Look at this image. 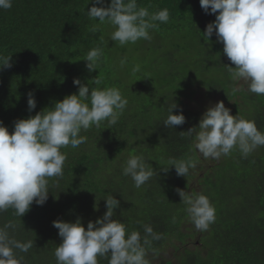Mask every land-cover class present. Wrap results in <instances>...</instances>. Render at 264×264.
<instances>
[{"label": "trees", "instance_id": "trees-1", "mask_svg": "<svg viewBox=\"0 0 264 264\" xmlns=\"http://www.w3.org/2000/svg\"><path fill=\"white\" fill-rule=\"evenodd\" d=\"M94 2L12 0L10 9H0V57L11 56V67L0 66V122L10 133L18 119L78 93L77 78L90 91L117 88L128 100L117 124L105 121L82 130L86 143L61 149L67 156L64 175L49 179L42 206L33 203L21 218L13 209L0 212V227L13 222L12 237L33 242L26 253L15 250L17 258L21 264H57L54 252L61 238L53 221L80 218L86 228L107 211L105 198L114 196L120 201L114 219L126 225L127 233L142 234L148 264H264V146L247 158L234 149L216 160L195 149L194 135L181 134L199 124L202 115L186 103L199 92L218 96L232 115L254 121L264 133V95L231 78L229 66L234 65L215 32L210 40L203 38L215 14L206 13L199 0H137L150 14L167 8L169 21L156 22L150 41L120 46L110 40V24L88 16ZM93 26L97 31H91ZM94 48L102 55L98 69L89 72L84 58ZM97 78L99 85L93 82ZM29 93L36 100L31 112ZM173 103L178 105L173 113L182 110L186 122L168 129L163 120ZM132 155H142L155 173L140 188L123 175ZM169 159L192 160L196 167L186 177L178 176L174 166L165 173ZM177 188L209 198L216 218L207 231L196 230ZM145 225L160 239L148 236L143 244ZM157 257L162 260L154 262ZM97 259L108 264L107 258Z\"/></svg>", "mask_w": 264, "mask_h": 264}, {"label": "clouds", "instance_id": "clouds-1", "mask_svg": "<svg viewBox=\"0 0 264 264\" xmlns=\"http://www.w3.org/2000/svg\"><path fill=\"white\" fill-rule=\"evenodd\" d=\"M104 0H95L87 11L88 16L100 23L113 27L110 40L120 46L136 43L138 40L152 39L150 30L158 28L157 21L167 23L170 14L167 8L150 14L147 8L138 7L137 0H111L109 6ZM206 13L215 14V20L208 23L203 33L207 41L215 36L223 44V52L234 66H229L234 81H244L248 91L264 95V0H199ZM12 7V0H0V9ZM98 18V19H97ZM93 26L91 31H97ZM102 55L100 48L90 50L84 60L89 72L98 69ZM11 56L0 57V66L11 67ZM138 70V69H136ZM96 85L100 79H94ZM78 93L70 94L55 102L54 107L18 119L14 130L0 122V212L14 210L16 217H23L32 204L42 206L48 199L49 179L61 178L67 156L62 148H78L87 142L80 135L102 122L109 126L117 124L124 113L128 100L117 88H94L77 78ZM28 110L36 108L35 97L29 93ZM178 105L173 103L163 125L168 129L186 122L182 110L174 114ZM182 135L195 136L194 147L204 157L220 159L238 149L243 157L257 147L264 146V133L260 132L254 121L232 115L223 101L209 106L202 114L198 126L182 131ZM178 176L186 177L191 168L196 167L192 160L169 159ZM153 168L147 166L142 155L130 156L123 167V175L130 176L136 188H140L154 175ZM181 202L186 206L189 219L197 231H207L215 222V208L204 194H189L176 189ZM107 211L95 222L89 221L87 227L81 219L75 222L54 220L61 243L55 248L57 264H98V257L108 259V264H148L145 248L138 231L127 233L126 225L114 219L115 209L120 201L114 196L105 198ZM15 223L0 227V264H21L16 251L28 252L33 247L31 240L21 242L12 237L9 229ZM143 244H148V236L160 239L150 225L144 226ZM110 254V255H109Z\"/></svg>", "mask_w": 264, "mask_h": 264}, {"label": "rangeland", "instance_id": "rangeland-1", "mask_svg": "<svg viewBox=\"0 0 264 264\" xmlns=\"http://www.w3.org/2000/svg\"><path fill=\"white\" fill-rule=\"evenodd\" d=\"M193 52L195 53L194 50H193ZM194 57H197L196 53H195ZM241 83L247 84L246 82H244L242 80H241ZM219 101H221V100L218 98V96L207 97L204 92H199V94H197L192 100H186V103L188 104V106L190 108L196 110L197 112H199L202 115L209 106L214 105L216 102H219ZM223 103L227 107V105H226L227 103H225V102H223ZM190 241H193V240H190ZM193 242H196V241H193ZM190 248H193V245H190ZM165 257H168V254H166ZM161 260H162V258L157 257V258H155L154 262H159Z\"/></svg>", "mask_w": 264, "mask_h": 264}, {"label": "bare ground", "instance_id": "bare-ground-1", "mask_svg": "<svg viewBox=\"0 0 264 264\" xmlns=\"http://www.w3.org/2000/svg\"><path fill=\"white\" fill-rule=\"evenodd\" d=\"M263 230V229H262ZM142 235V234H141Z\"/></svg>", "mask_w": 264, "mask_h": 264}]
</instances>
